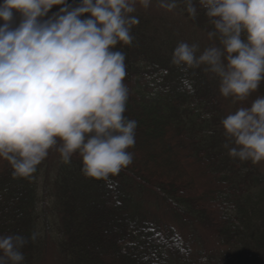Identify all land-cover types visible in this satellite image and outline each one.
Wrapping results in <instances>:
<instances>
[{"label": "trees", "instance_id": "obj_1", "mask_svg": "<svg viewBox=\"0 0 264 264\" xmlns=\"http://www.w3.org/2000/svg\"><path fill=\"white\" fill-rule=\"evenodd\" d=\"M197 8L192 19L177 0L180 15L208 38L212 26ZM139 21L132 46L121 49L131 92L125 115L138 122L132 165L107 181H90L74 157L73 171L58 168L53 179L52 153L39 183V169L31 180L14 179L0 161V235L39 233L22 249L24 264L45 260L52 231L60 235L63 264H194L174 228L136 200L142 194L155 199L162 216L207 229L232 252L197 264H264V176L228 158L223 111L202 69L174 66L176 45ZM256 94L264 95V82Z\"/></svg>", "mask_w": 264, "mask_h": 264}, {"label": "clouds", "instance_id": "obj_2", "mask_svg": "<svg viewBox=\"0 0 264 264\" xmlns=\"http://www.w3.org/2000/svg\"><path fill=\"white\" fill-rule=\"evenodd\" d=\"M189 17L204 11L215 41H179L171 63L203 68L232 103L248 101L264 82V0H182ZM153 0H0V161L14 179L31 180L50 154L80 174L107 181L132 165L138 122L130 99L126 54L138 9ZM172 12L177 0H157ZM119 46V48L117 47ZM211 119V114H205ZM228 158L264 164V95L220 121ZM211 135V132H208ZM32 231L0 235V264H24Z\"/></svg>", "mask_w": 264, "mask_h": 264}, {"label": "rangeland", "instance_id": "obj_3", "mask_svg": "<svg viewBox=\"0 0 264 264\" xmlns=\"http://www.w3.org/2000/svg\"><path fill=\"white\" fill-rule=\"evenodd\" d=\"M136 15L139 19H143V21L149 23L152 28L157 29L156 34H158L159 39L171 41L174 45H176L179 41H186L190 44L198 43L200 50L203 51L204 48L211 44L206 35L193 28L192 25L180 15L177 9H174L172 12H167L159 8L157 0H153V4L148 10L138 9ZM200 69H202L205 79L212 83V88H214L217 93V99L223 111L222 119L230 112H234L237 108L248 106L251 101L256 98V96H259L254 93L248 101L233 104L231 98L225 99L219 95L217 79L214 78L212 74L205 72L203 68ZM73 163L74 161H72L70 165H64L58 159V155L54 154L50 168V177L54 179L58 168L64 167V170L66 171H73ZM254 167L264 176V164L256 165ZM45 168L46 161L38 167L40 170L38 175L39 183H41L43 179ZM53 179L51 180L49 187L53 183ZM134 196L137 201L138 198L140 199L142 202V208L145 211H148L150 216L152 215L155 218H158V220L162 223L174 228L187 247L189 252L187 259L193 261L194 264H197L199 260L204 262L210 261L211 259H219L222 256L232 253L227 246L221 245L215 238L214 234L207 229L194 226H181L169 219L167 215L164 214V216H162L163 212L160 208L156 207L154 198L142 194H135ZM51 198L54 199V197ZM53 211L54 214L59 212L58 207L54 206ZM151 218L153 217H149V219ZM59 226L60 223L56 220L54 229L56 230ZM59 237L60 235H55V232L52 231L51 242L48 244L45 260H42L40 264H63V261L59 256L60 254L57 251V242ZM179 264H183L182 261H179Z\"/></svg>", "mask_w": 264, "mask_h": 264}]
</instances>
